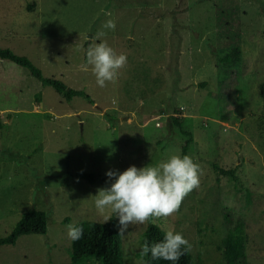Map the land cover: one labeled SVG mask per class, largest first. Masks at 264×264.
Wrapping results in <instances>:
<instances>
[{"label": "rangeland", "instance_id": "obj_1", "mask_svg": "<svg viewBox=\"0 0 264 264\" xmlns=\"http://www.w3.org/2000/svg\"><path fill=\"white\" fill-rule=\"evenodd\" d=\"M233 17L242 64L237 111L226 122L217 118L214 49L219 22ZM109 19L115 31L102 28ZM99 31L127 56L103 88L91 68H80ZM263 31L264 0H0V48L89 98L67 102L25 68L0 60V239L27 211L47 216L45 235L0 247V264H101L97 256L74 255L68 225L86 231L110 216L118 220L99 212L91 197L114 182L109 170L180 155L188 137L174 118L190 134L186 155L203 174L180 210L155 224L190 242L193 264H224L222 241L239 227L246 263H264ZM212 164L235 168L250 195L229 178L217 181ZM67 172L91 174L94 183ZM147 224L129 225L122 236L123 264L145 262Z\"/></svg>", "mask_w": 264, "mask_h": 264}, {"label": "clouds", "instance_id": "obj_2", "mask_svg": "<svg viewBox=\"0 0 264 264\" xmlns=\"http://www.w3.org/2000/svg\"><path fill=\"white\" fill-rule=\"evenodd\" d=\"M103 29L115 31L116 22L107 20ZM105 31H99L95 39L90 40L86 49V63L80 66L84 72L91 71L97 86L103 88L114 82L122 69L127 65V56L118 54L106 40ZM203 174L201 166L189 155L172 154L157 165L143 168L130 166L122 173L109 170L106 176L110 187L97 189L91 197L96 209L103 213L110 210L119 220V235L124 236L129 225L155 224L159 220L176 214L184 199L198 189ZM110 220L107 218L106 222ZM83 236V228L68 225L70 240ZM192 245L181 233L166 230L161 242L151 246L147 241L141 247V255L151 254L152 259L177 262Z\"/></svg>", "mask_w": 264, "mask_h": 264}, {"label": "trees", "instance_id": "obj_3", "mask_svg": "<svg viewBox=\"0 0 264 264\" xmlns=\"http://www.w3.org/2000/svg\"><path fill=\"white\" fill-rule=\"evenodd\" d=\"M29 4L30 9H32L34 3L30 2ZM240 34L241 27L238 18L233 17L231 20L222 19L219 22L214 49L216 68L218 70L216 79L217 118L226 122L230 121L237 111V95L240 85L239 69L242 64ZM0 60H7L19 67L25 68L33 78L41 82L42 85L51 87L56 94L67 102H70L74 98L89 99L82 91L69 88L59 79L42 77L41 72L26 57L15 55L9 49L0 48ZM258 94L264 100V82L259 85ZM173 124L179 128L181 134L188 137L182 146L180 154L181 156L186 155L190 143V134L182 130L178 119L174 118ZM212 168L216 173L217 181L229 178L233 182L237 192L244 190L246 196L250 195L249 191L236 177L235 168L224 169L216 164H212ZM66 176L78 177L90 184L94 183V177L91 174L67 172ZM46 227L47 216L44 212L39 210L27 211L23 213L11 233L0 239V247L13 246L16 238L21 235H45ZM164 234L156 224L148 223L142 234L143 243L147 241L151 246L156 242H161ZM244 240L245 234L239 227H236L233 232L229 233L222 241L221 263L247 264ZM73 250L76 256H97L101 264H123L121 262L122 236L119 235L118 220L114 216H110V220L104 224L83 231V236L73 241ZM3 264H7V262H3ZM143 264H172V262L162 259L154 260L149 253L145 256ZM177 264H193L189 251L181 257Z\"/></svg>", "mask_w": 264, "mask_h": 264}]
</instances>
